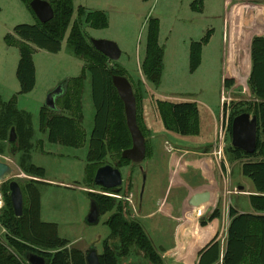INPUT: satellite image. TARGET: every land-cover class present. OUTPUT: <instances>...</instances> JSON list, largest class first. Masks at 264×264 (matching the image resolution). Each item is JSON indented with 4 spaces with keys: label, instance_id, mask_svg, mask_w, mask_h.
I'll use <instances>...</instances> for the list:
<instances>
[{
    "label": "rangeland",
    "instance_id": "374dc122",
    "mask_svg": "<svg viewBox=\"0 0 264 264\" xmlns=\"http://www.w3.org/2000/svg\"><path fill=\"white\" fill-rule=\"evenodd\" d=\"M193 0H73L74 13L72 21L76 19V9L80 6L87 10L104 11L108 25L104 28H92L82 22V29L88 34V38L107 39L115 42L121 50L118 63L126 67V77L131 81L132 88H140L141 99L139 102L140 122L146 129V140L152 147V156L146 157L140 164H127L121 167L123 175L122 191L119 194L104 192L98 187L89 186L84 173V165L87 154V140L93 127L94 107L91 98L89 77L84 82V90L81 97L83 118L79 126L85 133V142L79 148L52 143L47 140V134L39 129V110L45 106L48 93L59 84L65 86L66 81L78 76L87 61L74 55L62 41L61 50L49 52L37 46H32V57L35 64L36 81L34 88L24 94L16 95V106L30 113L34 132L31 149V161L45 168V180L71 184L72 187L55 183L41 184L39 186L41 197V219L56 222L58 233L67 238L68 246H75L86 251L95 245L98 253L101 252V241L107 237L109 230L104 221L111 212L101 215L99 222L94 225L87 224L85 218L90 209V199L86 191L106 193L117 201H126L129 204L130 216L141 222L153 245L161 250L170 244L172 228L176 221L170 219L164 223L162 220L142 218L149 207L157 204L161 188L165 184V176L169 172L168 158L171 149L163 148L164 141L173 145L188 146L193 149L196 146H206L210 150L208 156L223 161L222 173L216 170L219 182L220 195L216 201L215 187L205 186L213 190L215 198L209 207L193 209L196 219L204 216L206 212L218 204L221 218L226 224L228 221V208L234 206L238 210H247L249 202L247 194L253 190L251 181L240 172V162H229L226 158L225 147L231 144V137L225 131L224 145L221 152L217 146V136L221 115L225 117L223 125L233 103L245 102L250 99L246 89V80L250 69V40L252 36L264 34V0H229L240 6L238 35L235 34V44L239 43L240 50L237 54L235 69L238 72V81L229 87H223V74L227 60L228 33L225 30V17L227 16V0H203L202 11L191 8ZM236 6V5H235ZM149 18L159 20V44L164 49L163 69L158 84L146 80L141 70V62L145 52L147 35V21ZM35 16L28 10L21 0H0V96L8 100L19 90L16 78V66L19 60V46L21 39L13 34V28L17 24H34ZM210 30L209 40L202 45L201 60L193 71L189 66V44L191 41H199ZM68 34V30L66 32ZM238 36V37H237ZM239 41H238V40ZM241 71L243 75H241ZM56 98L58 97L55 96ZM224 98V102L221 98ZM157 100H169L174 102L192 101L198 109V130L194 134L183 136L174 131L166 130L158 115ZM223 102V103H222ZM226 107L227 110H223ZM60 110V107L56 105ZM64 113L71 114L68 111ZM38 140H42V152L38 147ZM152 140V141H151ZM155 141V144L153 143ZM215 142V143H214ZM214 144V145H212ZM169 145V144H167ZM166 147V142H165ZM5 153L0 154V159L8 161L14 167L13 177L21 185L27 179L35 177L23 174L17 164L20 153L14 150L13 155L9 143H4ZM170 148V146H169ZM49 152V153H48ZM176 155L180 151L174 150ZM75 154L76 156H72ZM198 156V154H191ZM200 156H204L199 154ZM76 158V159H75ZM173 160V159H172ZM215 160V159H214ZM118 157L109 152L102 164H116ZM206 162V161H201ZM207 167V166H206ZM204 166V168L206 169ZM182 172L178 170V175ZM184 173H182L183 175ZM145 175V184L143 181ZM191 182H194L192 178ZM151 184V185H149ZM131 185L130 192L127 186ZM2 183H0V193ZM155 186V187H154ZM157 186V187H156ZM239 186L242 188L239 189ZM144 187L143 191L141 190ZM156 190L155 200L149 203L146 190ZM79 189V190H78ZM143 192L142 198L140 193ZM183 196L186 192L181 191ZM216 202V203H215ZM179 204V203H178ZM176 205L174 216H179V205ZM194 219L191 235L201 232L202 228ZM183 216L178 219V226L183 224ZM213 225V226H212ZM209 229L212 236L214 224ZM5 231L0 225V238H4ZM167 235V236H166ZM182 247L174 238L173 248L168 250V255H163L167 264L175 259H181ZM188 249H184L186 251ZM172 254V255H171ZM181 259L185 264H194L193 252L185 254ZM183 258V257H182ZM120 264H151L144 258L141 250L132 249L128 255L122 256Z\"/></svg>",
    "mask_w": 264,
    "mask_h": 264
},
{
    "label": "trees",
    "instance_id": "16d2710c",
    "mask_svg": "<svg viewBox=\"0 0 264 264\" xmlns=\"http://www.w3.org/2000/svg\"><path fill=\"white\" fill-rule=\"evenodd\" d=\"M28 10L31 0H21ZM53 17L47 22H40L36 16L34 24H17L13 28L14 36L21 39L19 60L16 66V78L19 90L8 100L0 96V154L5 153L4 143H8V134L13 127L17 135L14 150L20 153L17 164L21 171L35 179H27L21 185L23 210L16 216L9 194V182H2L1 192L3 206L0 208V225L5 229L4 238H0V264H28L23 257L25 251L40 254L48 259L47 264H86L85 252L75 246H68L70 241L58 233L56 222L41 219V197L39 186L47 184L45 168L31 161V149L34 127L29 112L18 109L16 95L30 92L36 81L35 65L32 57V45L58 52L65 39L67 48L76 56L87 61L80 74L66 81L62 93L55 100L60 110L41 106L39 110V128L47 134V140L64 146L79 148L85 142V133L80 128L82 120L81 97L84 82L90 81L91 98L94 107L93 127L87 140L85 175L88 187H98L104 192L119 194L112 189L100 187L93 183L96 169L102 165L109 152L117 155L116 167L131 164L129 159L121 157V151L131 146V136L126 125L124 105L113 85L112 75L126 76L124 66L109 60L96 50L89 41L88 34L82 29V22L92 28L107 27L108 21L104 11L76 9L73 0H47ZM203 0H193L191 8L201 12ZM159 20L149 18L141 70L146 80L158 84L163 69L164 49L159 44ZM68 30V34H66ZM210 30L199 41L189 44V66L193 71L201 60L202 45L209 40ZM235 34L231 25L228 29L227 60L223 77V87L229 88L238 81V72L233 62V44ZM250 69L246 84L249 87L250 99L233 103L227 118L225 130L231 137L233 118L241 112L248 111L257 117V147L253 153L234 147H225L229 162L239 161L240 172L247 177L253 190L247 194L249 208L238 210L228 208L229 223L225 239L217 232L197 253L195 264H264V34L252 36L250 40ZM131 83V81H130ZM132 85V84H131ZM140 88L133 89L136 99V120L145 137L146 157L152 156V147L146 140V129L140 122L139 102ZM156 108L166 130L187 136L198 130V109L192 101L174 102L157 100ZM227 110L223 107V110ZM68 111L71 114L64 113ZM225 118V117H224ZM15 152V151H14ZM10 150V153H14ZM104 164V163H103ZM40 179V180H38ZM132 186H127L128 193ZM88 198L98 206L99 213L111 212L104 221L109 233L102 241L99 253L100 264H120L122 256L132 249L141 250L144 258L151 264H167L162 256L165 249L158 250L143 228L141 222L130 216L129 204L117 201L113 196L86 191ZM221 211L216 207L200 218L201 226L214 218H220Z\"/></svg>",
    "mask_w": 264,
    "mask_h": 264
},
{
    "label": "water",
    "instance_id": "95a60500",
    "mask_svg": "<svg viewBox=\"0 0 264 264\" xmlns=\"http://www.w3.org/2000/svg\"><path fill=\"white\" fill-rule=\"evenodd\" d=\"M30 8L36 18L44 23L53 17V9L47 0H31ZM92 46L108 57L109 60H118L121 55V50L118 45L107 39L89 38ZM112 82L115 86L119 97L124 105V113L126 125L131 136V146L121 151V157L129 159L131 164H140L146 155L145 137L142 134L136 120V99L130 81L124 75H112ZM59 84L54 90L47 95L45 106L50 109L56 108V97L62 93L63 87ZM247 93L250 95L249 87L246 86ZM17 135L12 127L8 134L7 142L11 145L15 144ZM231 145L244 150L247 153H253L257 147V117L255 114L244 111L236 115L231 123ZM14 167L11 163L0 159V183L10 180L9 194L12 201V206L16 216H20L23 210V195L19 182L13 177ZM24 173L22 172V175ZM40 180V179H38ZM93 183L107 189L118 191L122 184L121 170L109 163L99 166L94 174ZM242 187L239 186V189ZM211 199V192L208 189L192 193L187 199L188 206H198ZM208 214V213H207ZM100 213L96 203L90 201V209L85 218V222L90 225L99 222ZM199 251V250H198ZM85 252L86 264H100L99 253L95 245ZM23 257L28 264H47L48 259L40 254L25 251ZM170 264H179L172 262Z\"/></svg>",
    "mask_w": 264,
    "mask_h": 264
},
{
    "label": "crops",
    "instance_id": "0c3cea01",
    "mask_svg": "<svg viewBox=\"0 0 264 264\" xmlns=\"http://www.w3.org/2000/svg\"><path fill=\"white\" fill-rule=\"evenodd\" d=\"M226 3H227V16L225 17V30L228 33L229 26L231 25L232 34L234 35L237 33V35H238L239 31L237 28L239 25L238 20L240 18L239 17V14H240L239 10L241 11L240 6H237V3H234V5H233V3L230 2L229 0H227ZM261 21H262V19H260V22H259L260 27L259 28L264 27V25L261 23ZM239 50H240L239 43H237V45L234 43L233 44V62H234V65H236L237 54H238ZM125 69H126V67H125ZM223 77H224V74H223ZM35 130H37L36 127H34V132H35ZM40 131H42V130H40ZM42 132L46 133L45 131H42ZM165 142H168V141H166V140L164 141L163 148H165ZM153 143L155 144V141ZM43 144L44 143L42 142V140H38V147L41 149L42 152H45L44 150H42ZM168 144L170 146L169 149H171V151L169 152L170 153L169 158H168L169 172L167 173L168 176L167 177L165 176V178H166L165 184L158 186V188H161V191L158 193L159 196H157L158 194L154 195V193H156L155 191L157 189L152 191L151 189L148 190L147 188H145V190H146L145 192L147 194V197H149V199H148L149 203L151 202V199H152V201H154L155 196H157V198H156L157 204L154 207H149L147 212H145L144 214H142L140 216L141 219L142 218H149L153 221L156 218L157 220L164 221V223L167 221H170L171 218L176 221L174 227L171 230V233H169V236H170L169 246L162 247V249H165V251H163L164 253L162 252L163 255H168V250L173 248L175 234H176V242L179 244V241H178L179 236L177 233L179 231V228L183 224L178 226V224H179L178 219L183 216V212L185 210H192V212H194L193 209H188L186 207L188 197L194 192L204 190L205 186H211L212 185L213 187H215V190H216V201H217L221 192H220L219 182L217 181L216 170H217V168H219L221 173H222V165H223V161L221 159L212 158V156H208L210 154V152H209L210 150L207 149L208 145L196 146V148L191 149L188 146L173 145V144H170L169 142H168ZM212 145H214V144H212ZM32 149H34V148H32ZM174 150L180 151V154L176 155L177 153H175ZM195 153L198 154V156L191 155V154H195ZM31 154L33 155L34 152H32ZM199 154L204 155V156H200ZM72 156H76V155L72 154L71 157ZM154 157L155 156H153L151 158H154ZM201 161H206V162H201ZM86 164H87V162L85 163L84 166H86ZM204 166L205 167L207 166L206 169L204 168ZM178 170L184 174L182 175V173H181L180 175L177 176ZM84 171H85V167H84ZM190 178H192L194 180V182H191ZM41 180L45 181L46 183H55L58 185H64L66 187H72L73 186L71 184H65V183H60V182L57 183V182L52 181V180L47 179V178H46V180L45 179H41ZM149 185H151V184H149ZM72 188L75 189V187H72ZM182 190H184V192H186L184 196L181 193ZM214 198H215V193H214ZM177 204L179 205L178 207H179L180 215L174 216L173 213H174V211H176L175 206ZM212 208H210L206 212V214L210 213L212 211ZM196 216L197 215L195 213V217ZM202 217L203 216H200L197 219L196 218L195 219H196V221L199 222L200 218H202ZM193 221H192V223H190V225H189L190 227H193ZM214 223H215L214 230H213V233L211 236V235H209V229H210V227L213 226L212 224H214ZM228 223H229V218H228L227 223L225 224L221 217L220 218H214L210 221H207V223L204 226H201V224L199 222L202 230H201V232H197L198 230H196L194 232V234H196V235H193V246L191 248L192 249L191 252H193L195 255V261L197 259V253H198L197 249L200 250L201 249L200 247H202L206 243H208L217 232H219V237L222 239V241L225 239V234H226V229H227ZM173 254H175V258H174L175 260L174 261H177L179 264H185L181 259H184L185 254L186 255L188 254V253H186V251L182 252V250H181V253H180L181 259L178 258V255H177L178 253H173ZM195 261H194V264H195Z\"/></svg>",
    "mask_w": 264,
    "mask_h": 264
},
{
    "label": "bare ground",
    "instance_id": "6f19581e",
    "mask_svg": "<svg viewBox=\"0 0 264 264\" xmlns=\"http://www.w3.org/2000/svg\"><path fill=\"white\" fill-rule=\"evenodd\" d=\"M241 75H243V72L241 71ZM204 189H208L211 192V199L207 202H204L198 206H186L188 209H196V208H202V207H209L213 204V200H214V192L213 190L209 189V188H204ZM195 219V213L192 212V210H185L183 212V225L179 228L178 231V236H179V245L180 247H182V252H184V249H188L186 250V253H190L191 252V248L193 246V236L191 235V230L193 227H190V223H192V221ZM182 221V222H183ZM198 251V249H197ZM196 251V252H197ZM187 256V255H186Z\"/></svg>",
    "mask_w": 264,
    "mask_h": 264
},
{
    "label": "built area",
    "instance_id": "2783aa9c",
    "mask_svg": "<svg viewBox=\"0 0 264 264\" xmlns=\"http://www.w3.org/2000/svg\"><path fill=\"white\" fill-rule=\"evenodd\" d=\"M222 100L224 102V98L222 97ZM222 102V103H223ZM223 120H225V118L223 117V115H221V123H220V126H219V133H218V136H217V146L219 148V152L222 151L223 149V145H224V134H225V125H223ZM168 142H166V147L165 148H168L169 149V145H167ZM103 194H106V193H103ZM3 206V198H2V194L0 193V208ZM3 231H5V229L3 228Z\"/></svg>",
    "mask_w": 264,
    "mask_h": 264
},
{
    "label": "flooded vegetation",
    "instance_id": "af4514ba",
    "mask_svg": "<svg viewBox=\"0 0 264 264\" xmlns=\"http://www.w3.org/2000/svg\"><path fill=\"white\" fill-rule=\"evenodd\" d=\"M145 159H146V155H145L144 160H145ZM142 162H143V161H142ZM102 165H103V164H102ZM111 165H112V164H111ZM113 166H116V164H113ZM119 169L121 170V168H119ZM145 179H146V178H145V175H143V181H144V184H145ZM122 182H123V175H122ZM121 187H122V184H121ZM121 187L119 188V190H122ZM143 189H144V187H142L141 190L143 191ZM112 190H114V189H112ZM114 192H115V190H114ZM116 192H117V191H116ZM140 192H141V191H140ZM102 194H103V193H102ZM142 195H143V192L140 193L141 198H142ZM104 214H105V213H104ZM101 215H103V214H101ZM101 215H100V216H101ZM104 238H105V237H104ZM104 238H103V239H104ZM103 239H102V241H103ZM102 241H101V248H102ZM101 251H102V250H101Z\"/></svg>",
    "mask_w": 264,
    "mask_h": 264
}]
</instances>
